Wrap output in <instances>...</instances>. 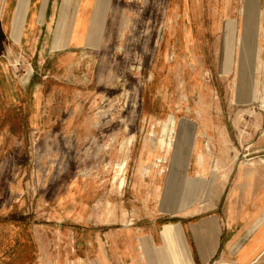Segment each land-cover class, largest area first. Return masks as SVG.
Here are the masks:
<instances>
[{"label": "rangeland", "instance_id": "374dc122", "mask_svg": "<svg viewBox=\"0 0 264 264\" xmlns=\"http://www.w3.org/2000/svg\"><path fill=\"white\" fill-rule=\"evenodd\" d=\"M11 1L0 66L43 99L0 100V264H147L137 227L231 193L242 237L262 225L264 0H88L89 47L62 60L7 41ZM240 241L211 264H264Z\"/></svg>", "mask_w": 264, "mask_h": 264}, {"label": "crops", "instance_id": "0c3cea01", "mask_svg": "<svg viewBox=\"0 0 264 264\" xmlns=\"http://www.w3.org/2000/svg\"><path fill=\"white\" fill-rule=\"evenodd\" d=\"M11 7L7 13V41L10 37L15 40L13 35L16 33L21 53L29 56L37 54L43 60L54 57L62 60L83 47H89L88 0H27V3L12 0ZM17 24L19 27L15 29ZM4 43L8 48L9 44ZM30 78L31 83L24 85L15 80L5 66H0V100L11 102V111L15 100L27 92L23 90L32 87L39 110L43 94L40 85L33 83V74ZM5 88L10 91L8 98L3 93ZM23 103L20 102L17 110L22 108ZM260 199L264 208V196ZM233 200H238V194H230L223 212L200 215L167 213L151 219L143 227H137L138 247L144 248L142 251L147 256V264H211L222 253L229 252L236 239H241L235 252L237 259L245 256L244 263L249 262L264 247L262 243L254 253L249 251L256 244L264 222L249 237H242L248 222L245 212L249 208L250 197L246 193L239 209L231 207ZM240 224L244 226L240 227ZM101 258L106 259L103 251Z\"/></svg>", "mask_w": 264, "mask_h": 264}, {"label": "bare ground", "instance_id": "6f19581e", "mask_svg": "<svg viewBox=\"0 0 264 264\" xmlns=\"http://www.w3.org/2000/svg\"><path fill=\"white\" fill-rule=\"evenodd\" d=\"M251 40V39H250ZM252 40H253V38H252ZM252 42V41H251ZM250 42V43H251ZM251 46V45H250ZM250 48V47H249ZM251 49V48H250ZM255 50V49H254ZM169 121L172 123L173 121H174V116L172 115L170 118H169ZM167 126H166V124L164 125V128H163V132H165V131H167V128H166ZM168 128H170V126L168 127ZM166 133V132H165ZM164 139V138H163ZM163 139H161L160 141H161V143H162V145L165 143L164 142V140ZM166 144V143H165ZM169 145V144H168ZM123 164H126V161L124 160L122 163H121V166L123 165ZM120 166V167H121ZM182 181H183V179H182ZM178 183H179V181H178ZM183 207V205L182 204H179L178 203V205H177V208H182Z\"/></svg>", "mask_w": 264, "mask_h": 264}]
</instances>
